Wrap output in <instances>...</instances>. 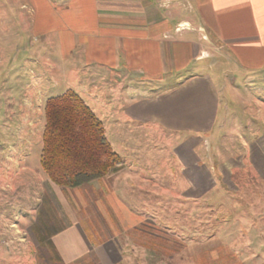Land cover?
Wrapping results in <instances>:
<instances>
[{
  "label": "crops",
  "instance_id": "obj_1",
  "mask_svg": "<svg viewBox=\"0 0 264 264\" xmlns=\"http://www.w3.org/2000/svg\"><path fill=\"white\" fill-rule=\"evenodd\" d=\"M16 5L0 0V49H19L11 48L17 37L12 26L27 16L25 49H53L61 62L78 53L84 66L107 71L112 84L124 83L119 112L110 89L101 91L68 68L74 91L100 120L132 117L179 135L173 152L182 178L157 177L151 165L122 159L103 178L74 189L46 176L8 198L0 189V264H139L146 261L144 248L155 246L141 226L144 206L161 210L160 200L154 206L145 197L179 198L185 206L199 199L201 213L214 199L232 198L241 212L242 198L257 197L258 185L264 192V0H23L21 12L11 14ZM172 78L175 86L160 88ZM135 79L141 86L132 84ZM152 81L157 97L149 101L145 86ZM237 81L248 87L244 97L234 89ZM223 91L248 103L246 122L220 113ZM122 102L131 106L122 108ZM230 119L228 133L240 138L223 143L222 154L216 147L215 160L208 146ZM178 243L168 240L170 247Z\"/></svg>",
  "mask_w": 264,
  "mask_h": 264
},
{
  "label": "rangeland",
  "instance_id": "obj_2",
  "mask_svg": "<svg viewBox=\"0 0 264 264\" xmlns=\"http://www.w3.org/2000/svg\"><path fill=\"white\" fill-rule=\"evenodd\" d=\"M22 2L23 0H17V5ZM17 5L12 7L11 14L20 11V6ZM22 11L26 12L25 9ZM27 19V16L22 17L18 24L12 26L13 30L16 27L14 33L17 37L12 39L11 48L17 46L19 49H0V189L3 190L1 193L5 197L10 196L9 192H15L16 195L23 193L30 182L33 181L35 185L45 178L40 166L44 127L43 106L49 97L74 90L73 76L68 69L70 66L77 68L79 78L87 82L94 81L95 86L101 91L110 89L119 112L120 101L124 97V83L112 84L107 71L84 66L78 53L72 54L70 60L61 62L53 49L36 51L25 49L28 42L25 34L28 31ZM55 64L59 65V70L49 69V66ZM221 65L215 71L223 67ZM187 72L189 73V69ZM207 72L213 76L212 69ZM231 77L233 75L228 78ZM132 81V84L141 86L139 79ZM175 81V78L166 79L162 82L166 86L160 88H168L167 86L173 85ZM238 83L237 81L234 89L240 91V96L244 97L248 93V87ZM154 86L153 81L145 86L148 92L144 96L149 101L157 97L152 91ZM137 99L141 100V96L138 95ZM221 99L223 101L220 113L228 110L238 115L234 120L240 118L242 122L245 121L248 103L234 101L232 94L229 95L227 91L222 92ZM146 105L152 106L150 103ZM127 106L131 104L123 103L122 108ZM115 120L116 122L113 120L109 123L106 120L101 122L105 127L108 141L125 163L131 161L140 165L149 164L157 177L170 176L171 180L177 178L179 183V178H182L179 172L180 163L173 152L175 143L180 140L179 135L167 132L157 124H141L137 118L125 119L119 115ZM228 122L224 133L216 136L217 138L208 146L209 155L215 160L218 158L217 152L223 153V143L240 138L237 134L228 133L234 128V122H231V119ZM202 144L206 147L204 141ZM216 147H219L217 152ZM199 150L200 148L197 150L198 156ZM8 166L11 167L7 169ZM8 177H11L10 182L6 180ZM244 182L245 185L251 184L249 176ZM4 185H7L6 189ZM9 187H12L13 191H8ZM169 193L167 190L162 192V195ZM247 194L250 193L247 191ZM255 194L257 197L242 198L241 212L234 206L232 198L214 199L208 212L201 213L199 199H193L192 206H185L179 198L173 203L172 199L145 197V202H153L154 206L160 200L161 210L150 208L148 204L144 206L145 221L141 226L146 229L145 239L153 240L155 246L144 248L146 261L139 264H264L263 185L262 187L258 185ZM139 200L142 201V198ZM3 201L4 205L1 206H7V200ZM134 204L136 205V200ZM138 204L137 207L140 208L142 205L140 202ZM185 207L187 213L184 212ZM189 207H192L193 211L191 216L188 215ZM86 208L87 212L88 207ZM132 234L135 235V232H129L130 237ZM153 235L156 238H153ZM169 239H176L179 243L176 246L171 244L170 247ZM169 247L171 252L168 251ZM172 249L175 251L174 254ZM154 251L155 253L159 251L160 254H154Z\"/></svg>",
  "mask_w": 264,
  "mask_h": 264
},
{
  "label": "trees",
  "instance_id": "obj_3",
  "mask_svg": "<svg viewBox=\"0 0 264 264\" xmlns=\"http://www.w3.org/2000/svg\"><path fill=\"white\" fill-rule=\"evenodd\" d=\"M43 115L40 166L57 187L78 188L122 164L103 123L74 90L46 99Z\"/></svg>",
  "mask_w": 264,
  "mask_h": 264
}]
</instances>
